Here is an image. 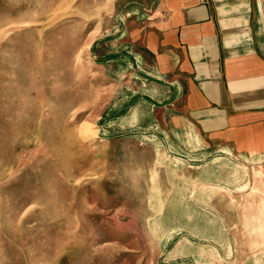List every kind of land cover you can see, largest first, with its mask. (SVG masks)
Here are the masks:
<instances>
[{
	"label": "rangeland",
	"instance_id": "rangeland-1",
	"mask_svg": "<svg viewBox=\"0 0 264 264\" xmlns=\"http://www.w3.org/2000/svg\"><path fill=\"white\" fill-rule=\"evenodd\" d=\"M140 1L0 0V264H187L179 242L201 249L165 234L201 193V160L183 167L119 127L133 101L93 47ZM219 161L254 253L239 264H264V159Z\"/></svg>",
	"mask_w": 264,
	"mask_h": 264
},
{
	"label": "crops",
	"instance_id": "crops-1",
	"mask_svg": "<svg viewBox=\"0 0 264 264\" xmlns=\"http://www.w3.org/2000/svg\"><path fill=\"white\" fill-rule=\"evenodd\" d=\"M94 46L120 101H133L119 127L183 167L201 160V193L172 209L165 229L201 238V249L179 242L173 258L247 263L254 253L232 222L237 205L219 173L229 164L219 160L264 159V0H141L109 18Z\"/></svg>",
	"mask_w": 264,
	"mask_h": 264
},
{
	"label": "bare ground",
	"instance_id": "bare-ground-1",
	"mask_svg": "<svg viewBox=\"0 0 264 264\" xmlns=\"http://www.w3.org/2000/svg\"><path fill=\"white\" fill-rule=\"evenodd\" d=\"M85 129H86V128H85ZM86 130H87V129H86ZM86 130H85V131H86ZM90 139H91V137H90ZM67 143H68V142H67Z\"/></svg>",
	"mask_w": 264,
	"mask_h": 264
}]
</instances>
